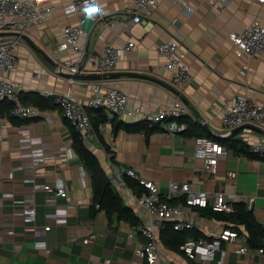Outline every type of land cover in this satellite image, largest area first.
Returning <instances> with one entry per match:
<instances>
[{"label": "crops", "instance_id": "obj_1", "mask_svg": "<svg viewBox=\"0 0 264 264\" xmlns=\"http://www.w3.org/2000/svg\"><path fill=\"white\" fill-rule=\"evenodd\" d=\"M70 1H41L55 5L56 11L28 29L24 36L34 46L21 37L16 68L0 73V77L20 83V99L44 113V116L23 120L11 113L7 102L0 104L3 133L0 138V264L142 262L138 250L146 240L139 228L148 223V217L145 209L134 202L128 188L115 180L114 166L133 169L139 177L155 183L162 194L166 193L170 181H188L197 190L222 191L232 205L247 204V199L254 197L252 210L263 224L264 155H253L249 150L252 144L264 140V128L249 123L229 137L232 129L222 126L220 107L233 102L237 96L264 105V51L249 57L228 39L229 34L241 33L254 20L264 24V3L256 0H158L145 23L133 24L127 29L125 24L132 16L128 0H97L106 15L104 20H89L84 24L86 35L80 39L83 48L80 62L84 60L81 73L102 74L95 69L94 62L106 43L122 49L133 42V47L122 52L110 72H137L156 78L179 91L186 100L183 102L166 87L143 78L69 82L59 74L56 70L59 60L80 57L72 50L58 49L65 27L76 22L75 17L67 16L62 10ZM174 19L177 24L173 23ZM2 33L0 38L14 37L12 33ZM170 40L186 51L184 62L189 66L192 79L182 86L173 82L171 72L164 68L165 60L156 54V47ZM98 84L101 94L110 87H118L128 95L131 107L143 110L156 109L178 97L186 106L184 118L193 123L188 133L170 136L159 125H155L156 130L147 132L134 127L139 122L136 118L118 120L108 112L90 110L93 125L97 127L101 123L103 128L97 129L99 143L90 138L84 141L97 156L114 191L137 217L135 225L123 216L114 213L109 217L105 210L93 207L88 172L73 148L70 156L62 149L72 141V127L52 96L43 94L44 90L70 92L87 100L94 95ZM196 134L209 136L229 148V155L219 159L214 174L198 169L203 165L201 159L190 158ZM232 142L238 145L237 149L230 147ZM242 147L248 150H241ZM40 149H45L48 157L33 168L26 167L29 151ZM232 170L236 171V178L229 176ZM31 175L38 184L61 179L68 188L66 198L43 189L33 192L36 225L51 226L41 237L25 229L16 215L26 201L25 194L32 191V184L25 181ZM173 199L177 201L175 205L181 202L178 197ZM183 213L200 239H212L223 230L234 232L229 224L202 215L198 207L183 206ZM91 233L96 235L95 240L85 244L83 239ZM160 242L162 254L173 264H218L221 257L219 252L216 259L208 263L197 262L180 250L170 249L161 238ZM242 246L247 251L236 253L235 249ZM221 248L225 252L223 264H264L257 250L246 245L243 235L224 240Z\"/></svg>", "mask_w": 264, "mask_h": 264}, {"label": "built area", "instance_id": "obj_2", "mask_svg": "<svg viewBox=\"0 0 264 264\" xmlns=\"http://www.w3.org/2000/svg\"><path fill=\"white\" fill-rule=\"evenodd\" d=\"M42 0H0V31L14 34L11 38H0V73L9 72L17 66V45L21 36L26 34L28 29L46 18L52 16L56 11L53 4H44ZM132 9V16L125 28H130L133 24L145 23L153 7L158 0H128ZM264 3V0H256ZM67 16L76 18V22L65 27L63 31V40L59 43L58 49L72 50L79 53L78 60L64 59L59 60V64L68 69L71 73L78 72V66L83 54V48L80 42L82 36L86 35L84 24L91 21H101L105 19L104 12L97 0H71L62 7ZM186 10L189 7L186 6ZM177 24V19L173 20ZM228 39L247 56L251 57L264 51V24L259 20H254L241 33H231ZM134 43H127L124 48H117L111 43H106L100 54L95 59L94 65L98 73H108L114 69L121 59L124 50H130ZM158 58L165 60L164 68L171 72L175 84L184 85L192 79L189 66L184 62L186 51L181 50L176 41H164L156 47ZM72 82V78L68 79ZM20 83L8 81L5 77H0V104L2 100H8L11 105V113L23 120L27 118H38L44 116V113L36 106L26 104L20 99ZM45 96H52L55 105L59 106L64 117L69 121L74 130L79 132L83 138L94 139L100 142L97 135V129L103 128V124L95 127L91 121L90 110H101L108 112L112 116L122 120L123 117L136 118L139 122H149L151 125H159L170 136L180 134L186 128L184 123L179 122L186 116V106L178 98H174L164 105L152 110H143L140 107L129 105L128 95L118 87H110L105 94H101V85L94 88V95L83 100L67 93H53L44 90ZM221 124L228 129H234L249 123L263 126L264 128V105L249 101L245 96H237L231 103H226L220 107ZM3 133L0 129V138ZM45 148V146H43ZM63 152L72 155V141L67 146L62 147ZM253 155H264V140H260L251 145L249 150ZM26 167L33 168L36 163L43 162L48 155L45 149L30 150ZM26 154V156H28ZM229 150L217 141L206 136L194 138L193 152L191 159H201L203 165L199 170L206 174H214L217 170V164L220 158L227 157ZM115 180L120 185H124L123 177L129 176L136 179L140 185L146 188V191L133 195L134 202L141 205L148 217V223L139 228L141 235L145 238V245L138 250V254L143 261L137 264H173L165 257L160 249V231L168 222L172 223L174 230H192L193 224L184 216L183 206H195L203 208L211 206L214 211H223L231 213L234 211L233 205L225 198L222 191L210 192L207 190H197L191 182L170 181L166 193L162 194L159 187L130 168H121L114 166ZM229 176L236 178V171H230ZM26 182L32 184V191L26 193V201L21 210L16 215L21 219L25 229L31 231L35 237H41L51 226H37L36 206L33 202L34 191L43 189L54 192L57 197L66 198L68 188L61 179H55L52 182L38 184L33 175L25 178ZM174 197L182 198L178 205L169 204L168 201ZM254 197L247 199V205L252 209ZM98 207V205H96ZM264 226V222H263ZM12 233V231L10 232ZM238 237L236 232L223 230V232L210 240L187 239L179 246L191 260L208 263L216 259L220 252L221 257L218 264H223L225 252L222 251V242L229 238ZM94 233L89 234L83 239L85 244L95 240ZM246 247L242 246L235 249L236 253H245ZM264 262V248L257 249ZM96 264H111L108 261H98Z\"/></svg>", "mask_w": 264, "mask_h": 264}, {"label": "trees", "instance_id": "obj_3", "mask_svg": "<svg viewBox=\"0 0 264 264\" xmlns=\"http://www.w3.org/2000/svg\"><path fill=\"white\" fill-rule=\"evenodd\" d=\"M6 102L9 104V108H11L12 104L8 100L4 99L1 103ZM99 116L101 117V115ZM184 117L181 118L179 122L184 123L186 128L180 134L188 133L189 129L193 127V123ZM134 127L136 129H144L147 132L157 129V126L155 125L151 128L152 126L149 122H138L134 124ZM71 136L72 148L90 176L91 188L93 192V207L98 205V209L105 210L109 217L116 213L118 216L127 218L135 225L138 222L137 217L131 208L127 207L123 203L120 195L114 191L110 178L101 166L97 156L87 147L83 136L74 130V128H71ZM198 136L205 135L196 134L195 137ZM206 137L210 138L209 136ZM217 142L220 143V141ZM230 147L237 149L238 145L235 142H232ZM227 149L229 150V148ZM241 150L247 151L248 149L242 147ZM123 181L125 186L134 194L138 195L141 192L146 191V188L140 185L136 179L124 176ZM178 199L179 201H182V198ZM176 202L177 201L174 199H171L168 203L175 205ZM233 208V212L226 213L223 211H214L211 206L208 205L206 207L199 208V212L204 216L229 224L237 235H243L245 243L249 248L255 250L264 248V226L256 219L253 210L244 202L233 204ZM92 209L94 212V208ZM160 238L161 241H163L170 249L175 251H179V246L189 238H193L195 240L200 239V237L194 233V230H174L171 222L166 223L164 228L160 231ZM210 239L211 238H208L207 240Z\"/></svg>", "mask_w": 264, "mask_h": 264}, {"label": "water", "instance_id": "obj_4", "mask_svg": "<svg viewBox=\"0 0 264 264\" xmlns=\"http://www.w3.org/2000/svg\"><path fill=\"white\" fill-rule=\"evenodd\" d=\"M3 34L4 33L0 32V35H3ZM21 37L24 38L25 40H27V42L31 46H34V44H32V42L26 36L22 35ZM86 55L87 54L85 53L84 59L86 58ZM45 58H47V60L49 62L53 63L52 59H50L46 56H45ZM83 61L79 63L78 72H76V73H71L68 69L64 68L59 63L56 64V66H57L56 70L59 74L63 75L64 77H66L68 79L72 78L73 80L77 79V80L102 81V80H112V79H119V78H125V77L143 78V79L151 80L153 82H156V83L166 87L170 91L177 94L183 102H186V100L183 98V96L181 95V93L179 91H177L173 87L169 86L168 84L163 83L160 80L153 78V77H150V76L145 75V74H140L137 72H110V73H104V74H83V73H81L82 66L84 63ZM243 128H244V125L232 129L231 133L229 134V137L234 136L235 134L240 132ZM259 131H261V130H259Z\"/></svg>", "mask_w": 264, "mask_h": 264}]
</instances>
